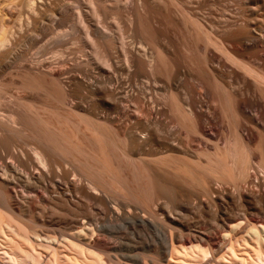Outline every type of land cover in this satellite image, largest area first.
<instances>
[{"label": "bare ground", "instance_id": "bare-ground-1", "mask_svg": "<svg viewBox=\"0 0 264 264\" xmlns=\"http://www.w3.org/2000/svg\"><path fill=\"white\" fill-rule=\"evenodd\" d=\"M0 264H264V0H0Z\"/></svg>", "mask_w": 264, "mask_h": 264}, {"label": "rangeland", "instance_id": "rangeland-1", "mask_svg": "<svg viewBox=\"0 0 264 264\" xmlns=\"http://www.w3.org/2000/svg\"><path fill=\"white\" fill-rule=\"evenodd\" d=\"M62 66H64V65H55V69H59L60 67H62ZM208 234V233H207ZM188 238V236L186 235V236H184V239H187Z\"/></svg>", "mask_w": 264, "mask_h": 264}]
</instances>
